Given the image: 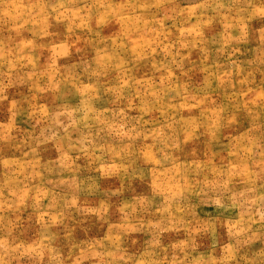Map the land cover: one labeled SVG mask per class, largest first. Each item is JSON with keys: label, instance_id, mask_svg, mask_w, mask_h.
Here are the masks:
<instances>
[{"label": "rangeland", "instance_id": "374dc122", "mask_svg": "<svg viewBox=\"0 0 264 264\" xmlns=\"http://www.w3.org/2000/svg\"><path fill=\"white\" fill-rule=\"evenodd\" d=\"M0 264H264V0H0Z\"/></svg>", "mask_w": 264, "mask_h": 264}]
</instances>
